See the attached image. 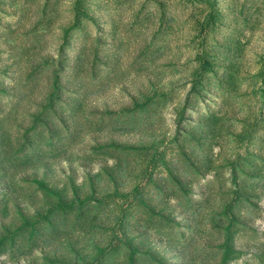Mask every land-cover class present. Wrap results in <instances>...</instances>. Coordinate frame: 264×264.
<instances>
[{
    "label": "rangeland",
    "instance_id": "obj_1",
    "mask_svg": "<svg viewBox=\"0 0 264 264\" xmlns=\"http://www.w3.org/2000/svg\"><path fill=\"white\" fill-rule=\"evenodd\" d=\"M0 264H264V0H0Z\"/></svg>",
    "mask_w": 264,
    "mask_h": 264
}]
</instances>
